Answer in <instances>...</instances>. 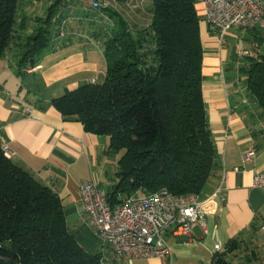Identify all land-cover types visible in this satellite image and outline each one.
Returning a JSON list of instances; mask_svg holds the SVG:
<instances>
[{"label":"trees","instance_id":"obj_1","mask_svg":"<svg viewBox=\"0 0 264 264\" xmlns=\"http://www.w3.org/2000/svg\"><path fill=\"white\" fill-rule=\"evenodd\" d=\"M19 1L0 0V55L15 48L22 72L35 66L45 49L61 45L54 40L52 21L60 0L24 36L19 34ZM152 5L150 24L133 33L117 13L102 7L113 12L115 24L102 41V80L91 79L50 98L63 118L108 136L106 150L118 155L114 183L105 193L111 207L137 192L161 188L201 196L221 166L201 89L204 49L195 0H152ZM243 58L242 65H234L233 87L245 93L249 104L239 111L259 122L257 132L264 134V54L248 52ZM237 93L230 96L238 100ZM241 246L229 240L210 264H235L231 257ZM0 264H104L100 252H88L75 240L57 193L6 156L1 142ZM257 264H264V256Z\"/></svg>","mask_w":264,"mask_h":264},{"label":"crops","instance_id":"obj_2","mask_svg":"<svg viewBox=\"0 0 264 264\" xmlns=\"http://www.w3.org/2000/svg\"><path fill=\"white\" fill-rule=\"evenodd\" d=\"M104 1L126 22L131 33L151 22L152 0ZM19 3L18 21L23 25L19 34L24 36L40 24L55 0ZM195 9L204 49L201 89L208 126L221 159L219 172L201 196H210L221 184L223 199L206 215L205 230L194 227L189 236L166 235L170 247L167 258L126 261L116 257L92 230L88 216L80 209L79 187L94 180L105 194L114 183L118 155L106 150L108 136L92 134L81 122L63 118L50 102L52 95L65 88L73 89L102 76L105 61L101 46L106 33L115 28V24L111 26L113 12L103 8L101 14H84L78 2H60L55 12L73 18L61 45L45 49L35 66L22 72L17 69L15 48L0 55V142L10 152L12 161L57 193L75 240L88 252H100L104 264H210L216 244L224 249L231 239L241 244L264 239V189L252 185L254 171L264 169V134L257 132L259 122L250 121L239 111L237 98L229 97L237 77L234 59L209 32L202 0H195ZM80 17L91 22L75 20ZM54 31L55 28L52 35ZM255 33L247 32L244 40L253 41ZM228 36L235 37L232 33ZM37 76L42 78L49 95L37 92ZM251 148L255 149L252 160L243 163V156ZM241 167L244 171L235 170Z\"/></svg>","mask_w":264,"mask_h":264},{"label":"built area","instance_id":"obj_3","mask_svg":"<svg viewBox=\"0 0 264 264\" xmlns=\"http://www.w3.org/2000/svg\"><path fill=\"white\" fill-rule=\"evenodd\" d=\"M67 1L70 0H60L62 3ZM73 1L79 3L84 14H101L100 9L109 4L104 0ZM202 3L208 30L220 46L231 33L244 36L251 30L264 29V0H202ZM59 16L60 13H56L52 21L56 22ZM65 34L62 27L57 26L54 40L62 41ZM247 54L248 50H239L238 58ZM241 102L249 104L247 97ZM2 148L10 157L7 148L4 145ZM254 154V148L248 150L243 163L250 162ZM235 170L244 171V168ZM252 185L264 189V169L254 171ZM222 190L220 184L210 196L203 198L194 193L175 195L161 188L138 197L128 196L111 207L99 183L88 180L79 187V203L81 211L88 216L89 226L116 257L126 261L167 258L170 247L166 235L189 236L194 227L205 230L206 215L215 209L217 201L223 199ZM221 250L222 246L216 244L214 253Z\"/></svg>","mask_w":264,"mask_h":264},{"label":"rangeland","instance_id":"obj_4","mask_svg":"<svg viewBox=\"0 0 264 264\" xmlns=\"http://www.w3.org/2000/svg\"><path fill=\"white\" fill-rule=\"evenodd\" d=\"M54 16H55V14L53 15V17ZM71 20H73V18L70 19V17L66 16V15L62 16L61 13H60L59 19L55 22V26L56 27L57 26H61L63 31L67 34L66 28H67V25L69 24V22H71ZM75 20L78 21V22H80V21H82V22L86 21L87 23L91 22V20H89L88 18L83 19L82 17H80L79 19H75ZM249 32H252V31H249ZM254 32H256L257 36H252L254 39L251 42L248 41V40H244L243 36L238 35V34H233V36L235 35V37H230V36H226L225 37V41H224L222 46H224V48L227 51L229 57L231 56L234 59V65L236 67L239 66V65H242V60L244 59V58H238V51L239 50H242V49L248 50L250 55H256L257 53L264 54V38L259 39V37H264V29L259 30V31L255 30ZM66 34H65L64 37H66ZM77 34H79V33H77ZM101 48H102V52H104V46L103 45L101 46ZM46 50H44V51H46ZM100 53H101V51H100ZM243 61H245V59ZM236 69H234L235 72H236L235 76H238ZM98 77H99L98 78L99 81L102 80V76L101 77L98 76ZM242 77L244 78V74H242ZM20 79L22 81L25 80L22 77H20ZM235 79H237V77ZM238 86H240V82L239 81H238ZM233 90L235 92H238L237 93L238 100H239L241 105H244L245 103H242L241 101L244 98H246L245 93H243L242 90L239 91V90L235 89L233 87V85H232L231 88H230L231 93H233L232 92ZM37 92L39 94H41V95H49L50 94V91L47 90V88H46L45 84L43 83L42 78H40V76H37ZM229 97H231V96H229ZM109 168H111V166ZM112 175H113V170H111V176ZM208 186H209V184H207L203 188L202 194L205 193V191L208 188ZM132 196H134V197L142 196V193L137 192L136 194H133ZM256 242L257 243L260 242L261 244H257ZM256 242L242 243L241 248L236 251L235 256L231 257L232 258L231 259L232 262H234L235 264H257L259 259H262V256H264V252H262V250H264V239H262L260 241L256 240ZM253 249H254V252L257 255L256 257H254L251 254Z\"/></svg>","mask_w":264,"mask_h":264}]
</instances>
